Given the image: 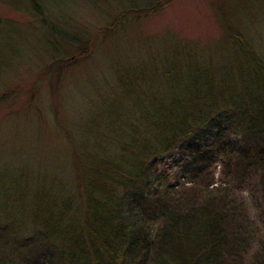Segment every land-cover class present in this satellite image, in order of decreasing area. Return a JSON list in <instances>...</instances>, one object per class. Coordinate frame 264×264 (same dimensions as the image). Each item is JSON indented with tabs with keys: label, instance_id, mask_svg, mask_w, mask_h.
<instances>
[{
	"label": "trees",
	"instance_id": "trees-1",
	"mask_svg": "<svg viewBox=\"0 0 264 264\" xmlns=\"http://www.w3.org/2000/svg\"><path fill=\"white\" fill-rule=\"evenodd\" d=\"M170 1L126 0L119 17ZM230 40L226 65L163 48L119 79L125 110L86 123L84 140L66 134L75 191L37 184L26 225L3 209L0 264H264V60L241 33ZM166 157L176 171L158 169ZM179 176L192 185L172 183Z\"/></svg>",
	"mask_w": 264,
	"mask_h": 264
},
{
	"label": "rangeland",
	"instance_id": "rangeland-1",
	"mask_svg": "<svg viewBox=\"0 0 264 264\" xmlns=\"http://www.w3.org/2000/svg\"><path fill=\"white\" fill-rule=\"evenodd\" d=\"M124 1L0 0V217L10 204L11 218L28 224L37 184L75 191L66 134L84 140L86 123L124 111L121 102L130 99L119 79L140 76L162 59L163 48H193L204 62L223 66L234 60L230 37L239 32L264 60V0H172L121 20ZM79 42L89 48L84 57ZM173 161L163 158L158 169L176 171ZM214 170L219 175L222 163ZM172 183L188 187L193 180Z\"/></svg>",
	"mask_w": 264,
	"mask_h": 264
}]
</instances>
